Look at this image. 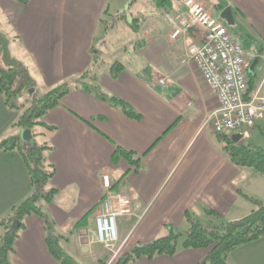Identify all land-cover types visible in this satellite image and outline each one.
<instances>
[{"label": "crops", "instance_id": "1", "mask_svg": "<svg viewBox=\"0 0 264 264\" xmlns=\"http://www.w3.org/2000/svg\"><path fill=\"white\" fill-rule=\"evenodd\" d=\"M131 1L136 30L128 46L119 48L120 57L114 56L106 37L99 41V20L112 16L109 5L117 6L115 0H29L8 18L14 26L18 60L28 65L39 90L47 92L81 76L93 67L96 57L99 92L124 101L142 115L141 121L132 120L108 99L73 88L45 116V122L56 128L42 138L52 147L46 156L55 168L47 189H57L59 195L43 209L53 234L60 237V247L77 264L111 261V254L95 242L94 235L95 216L104 198L103 174H112L114 195H128L145 211L141 220H119V258L133 245L165 237L169 229L187 231L186 212L206 224L219 223L207 210L228 221L244 217L254 207L238 190L264 202L256 193L264 186L260 181L264 176L233 165L221 152L214 132L203 127L207 116L219 108L218 98L194 65H183L184 45L170 41L169 26L159 15L163 12L155 0ZM223 1L234 16L237 32L230 29L231 33L249 36L261 47L248 81L251 92L262 86L264 96V0ZM110 57L113 63L107 65ZM114 66L122 68L116 77ZM263 131L264 119L250 141ZM117 148L141 159L139 171L123 160L113 165ZM17 155L0 154V192L14 186V181L21 191L27 190V169ZM6 198L0 195V205ZM47 236L43 220L28 217L17 240L14 264H61L50 253ZM207 253L180 249L172 258L129 264H200ZM227 262L264 264V237L233 250Z\"/></svg>", "mask_w": 264, "mask_h": 264}, {"label": "trees", "instance_id": "2", "mask_svg": "<svg viewBox=\"0 0 264 264\" xmlns=\"http://www.w3.org/2000/svg\"><path fill=\"white\" fill-rule=\"evenodd\" d=\"M14 1L24 5L29 3V0ZM155 3L157 8L163 12L162 14L176 15L180 10L176 0H155ZM226 7V5L220 6L221 10ZM104 15H108V10L104 12ZM99 21L100 23L105 22L102 19ZM230 29L237 32L235 26ZM242 40L245 48L255 46L260 53L261 47L249 36L242 34ZM93 50L95 49L93 48ZM3 52V44L0 42V94L4 99L5 107L10 111L20 113L19 120L13 126L19 131H30L32 138L27 144H23L19 136L13 137L3 142L0 145V150L19 152L27 169L33 194L15 207L9 218L0 221V226L5 229L0 246V264H13L10 257L15 253L17 240L25 229V220L31 216H37L43 220L48 234L46 244L53 257L61 264H77L60 247V237L53 234V226L47 220L43 209L45 204L53 203L59 195L57 189H47L55 176V168L48 162L46 156L52 147L47 142H42L41 139L46 133L53 132L56 128L45 122V116L59 107L61 101L73 88H83L86 92L96 93L103 100L108 99L132 120L141 121L142 115L124 101L116 97L109 99L106 94L99 92L95 67L100 65L96 57L93 60V67L81 76L52 88L46 93H41L38 81L28 65L9 56L3 57ZM113 69L115 77L122 70V68L119 69V66H114ZM90 81L96 83L90 84ZM249 92H251L250 89ZM215 138L221 152L233 165L264 176V149L254 147L247 141L236 144L228 134H216ZM120 160L125 161L135 172L139 171L141 167V159L137 158L133 152L117 148L112 156L113 165H117ZM238 192L254 207L244 217L228 221L214 211L207 210L208 216L214 217L219 223L209 222L206 224L199 221L193 213L186 212L185 220L189 224L187 231L178 234L173 229H169V233L165 237L156 238L147 244L137 245L133 251L119 258L115 264H129L142 259L152 260L159 256L172 258L177 255L180 249L207 250L208 253L200 264H229L227 257L233 250L264 237V202L244 194L241 190ZM182 234H185L186 238L179 247L178 240Z\"/></svg>", "mask_w": 264, "mask_h": 264}, {"label": "built area", "instance_id": "3", "mask_svg": "<svg viewBox=\"0 0 264 264\" xmlns=\"http://www.w3.org/2000/svg\"><path fill=\"white\" fill-rule=\"evenodd\" d=\"M176 4L181 11L163 15L170 29L169 39L184 45L183 65H194L219 101V108L207 116L203 127L217 134H240L242 139H250L258 122L264 119L262 86L250 93L248 81L249 68L259 58L258 49L245 48L241 34L233 35L200 0H176ZM102 186L104 199L95 216V242L111 252L114 259L120 250L118 220L138 221L145 211L141 215V207L128 195L113 194L112 174L102 175Z\"/></svg>", "mask_w": 264, "mask_h": 264}, {"label": "rangeland", "instance_id": "4", "mask_svg": "<svg viewBox=\"0 0 264 264\" xmlns=\"http://www.w3.org/2000/svg\"><path fill=\"white\" fill-rule=\"evenodd\" d=\"M200 1L209 7L210 13L214 18L220 19L222 12L220 6L224 5L223 0H200ZM115 2L117 6H115V4H113L112 2H110L109 5V11L112 16H107V19L105 20L106 22L101 23L99 27V41L103 40L106 37V39H108L107 42L108 45L110 46V49L114 52L113 53L114 56L120 57L118 54L123 51L122 49L119 48L122 47L124 50L128 46L129 42L133 39V35L135 33L136 27L131 19L133 13V9L131 7L132 1L115 0ZM122 2L124 3L123 6H121ZM19 4H17V2H15L14 0H0V42L3 44V51H4L3 57L9 56L13 59L20 58L19 52L15 51L17 43L15 42V38H14V30H13L14 26L12 25L11 20H9L10 19L9 15H17L19 9L22 8L24 5L22 3ZM121 16H125L126 20L125 19L121 20L120 19ZM113 59L114 57L107 58L105 63L107 65H111V63H113ZM124 61L125 59L122 60V62ZM94 83L96 82L90 81V84H94ZM40 91L41 93H46L42 90ZM19 117H20L19 112L10 111L7 107H5L4 99L0 94V145L4 141L9 140L16 136H19L22 142H24V139L21 137L22 131H19L17 128L13 126L19 120ZM214 139H216L215 136ZM41 140L42 142L44 141L43 139ZM249 143L254 147H260L264 149V131L261 132L257 138L251 141L249 140ZM16 152L19 154L18 151H14L11 153L17 155ZM0 154H3L2 150H0ZM19 156L21 155L19 154ZM18 159L21 160L20 158ZM27 175L28 174L26 171L25 176L26 178H29ZM11 179L13 178L11 177ZM26 180H27L26 181L27 190L24 189L23 191H21L19 189V186L15 185V181H14V186H10V187L6 186L5 189L2 192H0V195H2L4 198L8 197L5 199L4 204L0 205V221L9 218L13 214L14 208L19 206L22 202H24L33 194L29 191L30 190L29 179ZM260 181L262 182V184H264V179H260ZM2 188H0V190H2ZM25 190L26 192H24ZM7 191L9 193H7ZM27 191H29V194H26ZM256 193L264 197V186L260 187L259 193L258 192ZM143 213L144 211L140 209V214L143 215ZM177 232L178 234L183 233L181 231H177ZM4 233H5V229L2 226H0V246L2 243V236L4 235ZM185 238H186L185 234H182L179 237L178 240L179 247H181V244L184 242ZM136 246L133 245L132 247H129V251H133V249ZM10 261L14 264L13 255L10 257Z\"/></svg>", "mask_w": 264, "mask_h": 264}, {"label": "water", "instance_id": "5", "mask_svg": "<svg viewBox=\"0 0 264 264\" xmlns=\"http://www.w3.org/2000/svg\"><path fill=\"white\" fill-rule=\"evenodd\" d=\"M221 19L224 20L229 26L234 27L235 26V21H234V16L232 13V9L230 7L225 8L222 12H221ZM259 59H256L253 64L250 67V71H252L255 67V65L257 64ZM21 137L24 139V142H28L29 140H31L32 136H31V132L24 130L21 132ZM232 141L234 143H240V141L242 140V137L239 134H235L232 136Z\"/></svg>", "mask_w": 264, "mask_h": 264}]
</instances>
